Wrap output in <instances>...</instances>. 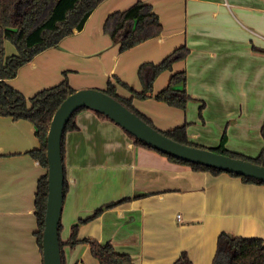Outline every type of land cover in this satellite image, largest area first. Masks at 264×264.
Listing matches in <instances>:
<instances>
[{
	"label": "crops",
	"instance_id": "0c3cea01",
	"mask_svg": "<svg viewBox=\"0 0 264 264\" xmlns=\"http://www.w3.org/2000/svg\"><path fill=\"white\" fill-rule=\"evenodd\" d=\"M136 1L152 6L162 32L120 52L103 23L109 13ZM222 2L104 0L81 30L36 55L7 82L27 98L58 84L64 73L75 91L103 90L113 77L140 91L139 65L157 63L185 45L186 58L159 74L153 92L164 88L173 72L184 70L186 90L202 107L199 113L198 102H188L183 110L153 97L133 98V106L158 129L187 123L189 140L206 148L218 146L225 133L229 151L255 157L264 147V40L251 31L264 36V0L225 1L230 8ZM253 38L261 48H252ZM4 47L6 55L16 53L10 42ZM116 91L131 96L121 85ZM75 122L77 129L64 136L68 187L60 214L62 240L78 223L79 239L109 242L135 264H174L182 251L192 264H211L222 231L264 240V184L173 162L134 144L124 129L90 108L80 110ZM38 147L31 122L0 116V264H43L34 196L46 169L28 153ZM111 201L120 202L79 222ZM62 250L65 264H99L86 243Z\"/></svg>",
	"mask_w": 264,
	"mask_h": 264
},
{
	"label": "trees",
	"instance_id": "16d2710c",
	"mask_svg": "<svg viewBox=\"0 0 264 264\" xmlns=\"http://www.w3.org/2000/svg\"><path fill=\"white\" fill-rule=\"evenodd\" d=\"M102 1L104 0H0V116H10L14 120L25 119L32 123L39 147L29 150L28 153L46 171L48 167L46 139L50 121L61 102L67 95L73 93L75 89L70 86L66 73H64V78L58 84L42 89L27 98L22 92L12 87L7 80L15 77L19 69L36 55L49 48L58 47L63 38L73 34L75 31L81 30L89 15ZM103 32L109 35L112 42L118 44L119 51L123 52L139 43L159 36L162 32V25L158 14L150 4L136 1L124 10H116L109 13L103 23ZM5 40L10 41L14 45L16 48L15 54L6 55L4 49ZM188 53L189 48L182 45L176 47L157 63L152 61L142 62L137 69V76L142 87L140 91L134 90L117 77L114 82L108 79L103 91L174 141L188 146L206 148L189 140L186 132L187 123L168 130L158 129L148 117L132 104L133 98L146 99L153 97L158 101H163L168 105L184 110L188 101L193 99L185 87L186 72L184 70L173 72L169 77L167 85L156 93L153 92V84L159 74L166 70H171L173 63L177 60L185 59ZM116 85L127 88L131 92V96L123 97L119 95L116 91ZM85 108L87 107L77 109L70 116L62 135L61 154L64 173L65 132L77 129L75 116L80 110ZM201 108L200 106L199 111ZM95 112L108 118L101 112ZM125 132L133 139L134 144L154 149L164 154L171 161L188 165L193 170L209 171L213 174L226 172L166 154L151 147L129 132ZM260 132L264 140V122ZM225 143L226 134L224 133L218 146L208 149L264 166V147L257 156L249 157L241 153L229 151L225 147ZM228 173L240 177L244 182L264 184V182L252 177L232 172ZM67 187L68 182L65 177L63 197ZM47 192V173L45 172L37 180L34 196V214L37 222L35 236L41 251ZM127 199L124 198L120 201ZM119 202L111 201L105 203L97 208L91 217L81 219L79 222H86L98 216L103 210L113 208ZM78 225V223L73 224L70 236L66 240H62L60 238L62 225L59 221L61 264H65L62 250L63 245L75 246L78 243L88 244L92 256L99 264H135L129 254L117 252L109 242L100 243L93 238L79 239L77 237ZM174 264H192V261L187 252L182 251L174 261ZM211 264H264V240L261 237L237 236L222 231L217 236L216 250Z\"/></svg>",
	"mask_w": 264,
	"mask_h": 264
},
{
	"label": "water",
	"instance_id": "95a60500",
	"mask_svg": "<svg viewBox=\"0 0 264 264\" xmlns=\"http://www.w3.org/2000/svg\"><path fill=\"white\" fill-rule=\"evenodd\" d=\"M101 112L136 138L151 147L183 160L221 169L264 182V166L241 158L217 153L208 148L181 144L165 136L100 89H81L66 96L54 112L46 139L47 200L42 231L43 264H61L59 243L60 214L63 202L64 166L62 135L70 116L79 108Z\"/></svg>",
	"mask_w": 264,
	"mask_h": 264
},
{
	"label": "rangeland",
	"instance_id": "374dc122",
	"mask_svg": "<svg viewBox=\"0 0 264 264\" xmlns=\"http://www.w3.org/2000/svg\"><path fill=\"white\" fill-rule=\"evenodd\" d=\"M225 1H227V0H224V2H222L223 3V5L224 6H226L227 8H230V5L229 4H227V2H225ZM222 3H220V4H222ZM250 29V28H249ZM251 31V30H250ZM251 33L253 34V35H255V36H257L259 39H261V40H264V36L262 35V34H259V33H256L255 31H251ZM5 41H8V40H5ZM253 43H252V48L253 49H259V48H261V47H259L258 45H256L257 43H256V41H255V39L253 38ZM8 42H10V41H8ZM11 43V42H10ZM256 43V44H255ZM12 44V43H11ZM258 44H261V42H258ZM4 49H5V47H4ZM129 50V49H128ZM126 51V50H125ZM114 78V80H115V78L116 77H113ZM118 78V77H117ZM188 102H198V104H197V107H196V113L198 114L199 113V101L198 100H196V99H190ZM187 107V106H186Z\"/></svg>",
	"mask_w": 264,
	"mask_h": 264
},
{
	"label": "built area",
	"instance_id": "2783aa9c",
	"mask_svg": "<svg viewBox=\"0 0 264 264\" xmlns=\"http://www.w3.org/2000/svg\"><path fill=\"white\" fill-rule=\"evenodd\" d=\"M180 217V215H177V218H179Z\"/></svg>",
	"mask_w": 264,
	"mask_h": 264
}]
</instances>
